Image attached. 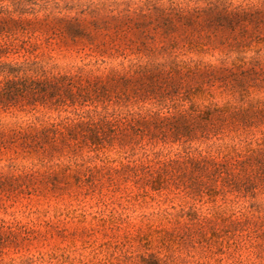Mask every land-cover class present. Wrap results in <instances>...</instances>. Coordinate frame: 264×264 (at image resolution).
I'll return each instance as SVG.
<instances>
[{"label":"rangeland","instance_id":"1","mask_svg":"<svg viewBox=\"0 0 264 264\" xmlns=\"http://www.w3.org/2000/svg\"><path fill=\"white\" fill-rule=\"evenodd\" d=\"M16 1L0 0V11L88 25L217 0H20V8ZM221 1L264 8V0ZM56 25H36L33 49L0 61L24 64L36 80L82 78L62 89L65 106L0 110V132L82 126L49 156L19 146L0 150V180L33 176L28 185L0 190V264H264V89H85L88 80L105 81L111 70L144 57L128 42H119L122 54L108 45L102 55L55 36ZM127 34L139 37L136 30ZM228 51L186 47L176 55L218 64ZM242 56L264 58V41L248 39ZM211 107L246 109L247 123L198 127L190 113ZM96 129L105 141L93 146Z\"/></svg>","mask_w":264,"mask_h":264},{"label":"trees","instance_id":"2","mask_svg":"<svg viewBox=\"0 0 264 264\" xmlns=\"http://www.w3.org/2000/svg\"><path fill=\"white\" fill-rule=\"evenodd\" d=\"M16 3L20 8L22 2L17 0ZM43 22L57 24L53 28L55 36L59 35L74 44H82L84 48L89 46L91 50H99L102 55L107 53L105 47L108 45L112 46L115 54H122L119 42L138 44L137 53L144 58H136V62H131L127 68L111 70L105 81L97 76L92 81L88 80L85 89L132 87L158 90L187 87L196 92L205 87L217 86L233 93L244 94L249 87L264 89V58H252L247 62V58L242 56L247 50L248 39L264 41V8H231L224 1L217 0L204 7L197 6L192 9L179 6L155 7L149 14L142 13L137 17L113 16L109 20L95 18L88 25L79 18H60L53 21L48 18L42 21L17 19L1 10L0 58L10 53L31 51L34 47L32 39L37 31L36 25ZM125 30H136L138 39L128 40ZM186 47L196 48L201 52L227 47L229 51L226 53L227 58H219L218 64H212L205 62L203 58H177L176 52ZM233 53H237L238 57L229 58ZM27 70L24 64L0 61V110L26 107L35 109L38 105L65 106L66 97L62 95V89L65 86L75 87L76 78H82L63 76L53 81L36 80L25 75ZM190 116L198 122V127L213 130L228 119L247 123V110L241 108L211 107L204 111L193 110ZM81 126L82 124L63 126L66 131H62L58 124L42 130L14 132L11 135L0 132V150L19 146L27 152L49 156L58 151L59 146L66 145L67 141L63 139L65 135L72 137L74 130ZM92 133L93 146L101 145V141H105L99 138L98 129ZM123 170L136 174L139 169L126 166ZM55 178L53 175L52 180ZM32 179V175L24 178H3L0 180V190L11 182L16 188L28 185Z\"/></svg>","mask_w":264,"mask_h":264}]
</instances>
